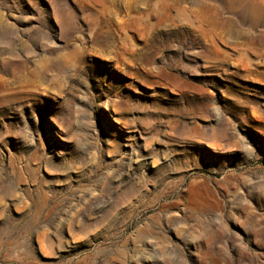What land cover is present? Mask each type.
<instances>
[{
	"label": "rangeland",
	"instance_id": "obj_1",
	"mask_svg": "<svg viewBox=\"0 0 264 264\" xmlns=\"http://www.w3.org/2000/svg\"><path fill=\"white\" fill-rule=\"evenodd\" d=\"M0 264H264V0H0Z\"/></svg>",
	"mask_w": 264,
	"mask_h": 264
},
{
	"label": "bare ground",
	"instance_id": "obj_2",
	"mask_svg": "<svg viewBox=\"0 0 264 264\" xmlns=\"http://www.w3.org/2000/svg\"><path fill=\"white\" fill-rule=\"evenodd\" d=\"M181 18V17H180Z\"/></svg>",
	"mask_w": 264,
	"mask_h": 264
}]
</instances>
